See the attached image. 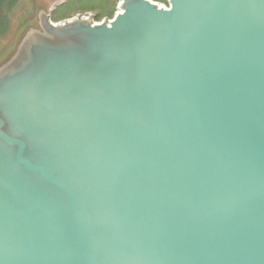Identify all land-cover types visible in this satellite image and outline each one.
Instances as JSON below:
<instances>
[{
    "label": "water",
    "instance_id": "95a60500",
    "mask_svg": "<svg viewBox=\"0 0 264 264\" xmlns=\"http://www.w3.org/2000/svg\"><path fill=\"white\" fill-rule=\"evenodd\" d=\"M167 2L54 23L27 0L0 44V264H264V0Z\"/></svg>",
    "mask_w": 264,
    "mask_h": 264
},
{
    "label": "rangeland",
    "instance_id": "374dc122",
    "mask_svg": "<svg viewBox=\"0 0 264 264\" xmlns=\"http://www.w3.org/2000/svg\"><path fill=\"white\" fill-rule=\"evenodd\" d=\"M27 1V0H26ZM48 8L49 17L54 23H62L76 18L89 17L93 22L112 20L117 12L120 0H39ZM167 5V0H152ZM28 7L31 4L28 2ZM10 32V31H9ZM13 32V31H12ZM11 32V33H12ZM10 36V37H9ZM9 41L11 34L6 36Z\"/></svg>",
    "mask_w": 264,
    "mask_h": 264
},
{
    "label": "trees",
    "instance_id": "16d2710c",
    "mask_svg": "<svg viewBox=\"0 0 264 264\" xmlns=\"http://www.w3.org/2000/svg\"><path fill=\"white\" fill-rule=\"evenodd\" d=\"M27 13L26 0H0V44L6 34Z\"/></svg>",
    "mask_w": 264,
    "mask_h": 264
},
{
    "label": "bare ground",
    "instance_id": "6f19581e",
    "mask_svg": "<svg viewBox=\"0 0 264 264\" xmlns=\"http://www.w3.org/2000/svg\"><path fill=\"white\" fill-rule=\"evenodd\" d=\"M158 5H162V4H159V3H158ZM118 12H120V9H119V8H117V12H116V13H118Z\"/></svg>",
    "mask_w": 264,
    "mask_h": 264
},
{
    "label": "built area",
    "instance_id": "2783aa9c",
    "mask_svg": "<svg viewBox=\"0 0 264 264\" xmlns=\"http://www.w3.org/2000/svg\"><path fill=\"white\" fill-rule=\"evenodd\" d=\"M166 6V5H165Z\"/></svg>",
    "mask_w": 264,
    "mask_h": 264
}]
</instances>
